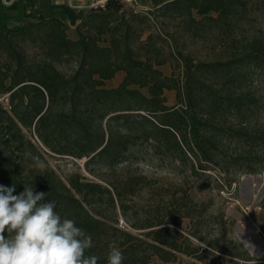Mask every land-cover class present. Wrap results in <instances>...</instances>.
<instances>
[{"label": "trees", "instance_id": "obj_1", "mask_svg": "<svg viewBox=\"0 0 264 264\" xmlns=\"http://www.w3.org/2000/svg\"><path fill=\"white\" fill-rule=\"evenodd\" d=\"M254 6L264 15V0H171L154 10L180 18L192 37L206 32V25L212 26L211 31L227 36L226 49L231 52L241 23ZM97 10L105 18L98 37L80 31V24L91 22L94 9L75 28L76 40L67 37L68 27L56 18L38 16L11 27L0 24V184L14 185V194L22 192L25 184L47 193L43 202L56 201L55 211L62 218L73 219L91 235L93 247L86 255L97 256L98 264H108L113 247L123 253V264H168L176 261L177 254L201 260V248L181 232V219L149 224L144 227L148 231L133 234L119 228L116 220L112 224L103 217L96 207L104 193L111 207L115 208V197L125 214L123 190L129 183L120 185L122 189L114 186L111 192L77 175L66 184L52 172L25 178L23 155L35 147L23 129L33 127L53 153L86 157L87 165L96 160L111 167L142 139L164 144L179 163L189 162L193 172L195 166L205 169L203 163H214L219 151L208 126L225 113L241 114L250 104V92L236 91L231 83L244 76L245 68L263 72L264 40L252 37L237 56L231 53L226 59L210 62L193 63L189 56L178 53L184 80L180 83L174 71L166 76L157 68L167 59L149 43L150 35L140 40L135 30V24L149 22L153 11L133 13L123 0H107ZM103 34L107 44L99 46ZM21 43L37 47L39 54L26 52ZM68 59L76 67L66 75L57 66ZM119 71L124 72L122 81L116 87H105V81ZM201 76H212L217 83L207 84ZM169 90L176 91L173 106L166 105L164 92ZM237 131L245 142L264 143V126L251 130L245 124ZM249 164L254 165L247 167L248 172L256 173L254 166L259 161ZM214 249L251 260L244 250L233 254L221 246Z\"/></svg>", "mask_w": 264, "mask_h": 264}, {"label": "rangeland", "instance_id": "obj_2", "mask_svg": "<svg viewBox=\"0 0 264 264\" xmlns=\"http://www.w3.org/2000/svg\"><path fill=\"white\" fill-rule=\"evenodd\" d=\"M106 1L93 8L95 12L91 14V22L83 26L80 24V31L86 36L98 37L103 29L105 18L97 8L104 7ZM131 7L126 4V9ZM154 9H140L142 14L153 12L149 22L135 24V30L140 40L150 35L149 43L167 59L157 68L166 76L174 71L180 83L184 80L182 63L176 58L178 53L189 56L193 63L210 62L226 59L231 53L237 56L246 45V40L252 37L260 36L264 40V15L255 6L247 20L241 23L243 28L238 30L237 43L231 52L226 49L227 36L211 31L212 26L206 25V32L192 37L193 32L186 31L180 18ZM209 15L215 16L212 13ZM113 17L116 18L115 15ZM66 33L71 40L78 37L76 30L67 28ZM106 37L105 34L101 36L99 46L107 44ZM20 46L30 54L38 55L40 52L32 44L21 43ZM57 67L68 75L75 69L76 62L68 59ZM242 73L244 76L231 83L232 88L249 91L251 102L245 105L241 114L225 113L208 126L211 135H215L218 141L219 151L214 163H203L205 169L195 166L193 172L189 162L179 163L164 144L142 139L136 140L111 167L96 160L87 165L86 157L77 159L53 153L43 145L31 127L23 129L35 147V151L28 150L23 155L24 177L52 172L66 184L69 177L77 175L81 180L97 182L111 192L112 187L122 189L120 185L129 183L130 186L123 190L124 215L115 197V208L111 207L106 193L102 194L96 208L112 224L116 220L119 228L133 234L148 231L144 227L149 224L181 219L182 234L206 252L199 250L201 260L177 254L176 261L168 264H264V143L245 142L237 131L245 124L251 130L264 126V70L258 74V70L250 67ZM123 76V71L117 72L112 79L105 81V87H116ZM201 80L212 85L217 83L212 76H201ZM141 91L145 92V89ZM164 95L166 105L177 103L175 90L165 91ZM1 100L6 106V100ZM229 127H232L230 132L225 130ZM254 161H259L254 166L256 173L248 172L247 167L254 165L249 163ZM163 226L176 229L169 224ZM216 245L233 254H241L244 250L251 260L219 253L214 249Z\"/></svg>", "mask_w": 264, "mask_h": 264}, {"label": "clouds", "instance_id": "obj_3", "mask_svg": "<svg viewBox=\"0 0 264 264\" xmlns=\"http://www.w3.org/2000/svg\"><path fill=\"white\" fill-rule=\"evenodd\" d=\"M15 192L14 185L0 184V264H98L97 256L86 255L91 235L62 218L56 201L43 202L47 193L30 184ZM123 260L118 247L109 250L108 264Z\"/></svg>", "mask_w": 264, "mask_h": 264}, {"label": "crops", "instance_id": "obj_4", "mask_svg": "<svg viewBox=\"0 0 264 264\" xmlns=\"http://www.w3.org/2000/svg\"><path fill=\"white\" fill-rule=\"evenodd\" d=\"M106 0H0V24L9 27L24 20L42 16L56 18L66 24L68 29L75 28L86 14ZM171 0H132L131 5L138 9L157 8Z\"/></svg>", "mask_w": 264, "mask_h": 264}, {"label": "built area", "instance_id": "obj_5", "mask_svg": "<svg viewBox=\"0 0 264 264\" xmlns=\"http://www.w3.org/2000/svg\"><path fill=\"white\" fill-rule=\"evenodd\" d=\"M126 4H128V5H131V3H132V0H123ZM131 10H132V12L133 13H141V10L140 9H138V8H135V7H131Z\"/></svg>", "mask_w": 264, "mask_h": 264}]
</instances>
